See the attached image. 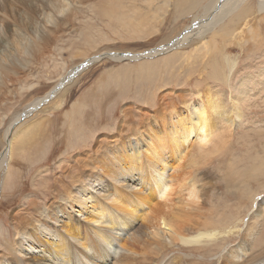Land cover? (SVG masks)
I'll list each match as a JSON object with an SVG mask.
<instances>
[{"label": "rangeland", "instance_id": "1", "mask_svg": "<svg viewBox=\"0 0 264 264\" xmlns=\"http://www.w3.org/2000/svg\"><path fill=\"white\" fill-rule=\"evenodd\" d=\"M207 1L91 0L69 20L54 23V32L40 37L39 50H0L2 64L7 61L6 67H15L16 72L20 68L16 76L9 74L14 77L11 83V76L4 78L0 96L5 99L0 100V162L5 164V175L0 172V242L10 238L9 221L18 216L14 211L30 210L34 203L46 206L56 190L70 183L65 167L73 165L76 156H94L90 161L100 162L95 154L104 153L103 148L117 138L131 137L132 128L140 126L148 112L153 120L159 110L155 119L159 123L162 114L182 107L181 100L194 102L196 94L207 89L217 87L224 94V112L231 114L229 99L245 79L250 95L241 106L239 125L217 120L213 139L201 149H191L180 170L216 198L206 207L208 223L218 226V238L226 241L206 243L191 252L174 249L171 254L199 264H221L228 251L240 264L264 260V14L234 20L239 35L221 37L220 27L235 15L214 27L210 23L214 14L202 25L192 21ZM256 3L246 0L243 8L257 7ZM205 45L210 50H200ZM224 47L234 50L226 53ZM119 53L140 56L105 59ZM20 54L29 57L27 64L19 61ZM227 60L236 62L229 80L224 77ZM77 67L80 71L74 70ZM69 73L73 76L65 83ZM56 85L61 87L59 92L44 98ZM41 98L29 115L13 121ZM128 109L133 117L127 119ZM34 114L38 115L28 121ZM158 138L165 141L166 135L159 132ZM100 157L106 159L105 154ZM186 199V191H176L168 205L181 208ZM256 215L261 220L253 219ZM227 264H231L229 259Z\"/></svg>", "mask_w": 264, "mask_h": 264}, {"label": "bare ground", "instance_id": "2", "mask_svg": "<svg viewBox=\"0 0 264 264\" xmlns=\"http://www.w3.org/2000/svg\"><path fill=\"white\" fill-rule=\"evenodd\" d=\"M89 1L0 0V50H39L42 46L39 44L40 37L53 33L54 23L69 20L75 11ZM245 1L209 0L192 21L196 26L199 23L202 25L206 18L214 14L210 21L214 27L235 15L220 27L218 35L236 37L239 34H235L237 23L234 20L241 22L255 13L264 14V0H256L257 7L249 6L246 10L243 8ZM198 17L203 20L195 21ZM247 29L250 34L251 29ZM200 50L210 49L205 45ZM229 50L234 49L224 47L226 53ZM22 54L19 61L25 65L29 57L25 58ZM130 55L108 54L105 59L122 61L140 56ZM6 62L2 64L0 61V96L4 90V78L9 74L16 76L20 69L17 67L18 72L15 67L8 69L6 66L10 63L5 65ZM91 64L86 65L89 67ZM235 67V61L227 60L226 80L231 78ZM72 76L69 73L64 80L68 78L69 81ZM11 77L10 83L14 78ZM248 86L245 79L242 80L240 89L229 99L231 114L224 112V94L216 91L217 87L207 89L204 94L197 93L194 102L181 100L182 107H178L181 111L178 112L176 108L166 116L162 114L159 123L155 121L159 110L155 113L152 111L153 120L149 119L148 112L146 119L140 120L141 125L132 128L131 137L111 139L114 141L107 149L103 148L104 153L95 154L100 162H92L94 156H76L74 164L65 167V173H68L65 176H70V183L65 182L62 190H56V196L48 205L37 207L31 201L34 208L14 211V216H18H13V221H9L10 238L4 237L0 242V264H199L190 262L187 256L177 257L171 253L174 249L191 252L203 244L214 245L218 240H226L224 237L218 238V226L208 223L206 207L214 204L216 198L204 185L196 186L192 177L181 175V163L191 149H201L213 139L220 122L234 127L239 125L241 106L250 95ZM42 100H36L25 112L16 114L13 121L29 115V109H34ZM129 109L125 111L127 119L133 117ZM37 115L34 114L28 121ZM28 121H23L14 132ZM159 132L166 135L165 141L159 140ZM8 135L6 131L5 137ZM11 152L12 148L8 153L9 159ZM104 154L109 161L100 157ZM6 162L9 163L8 160ZM4 167L5 164L0 162V172ZM176 191H186L187 202L181 208L168 205ZM253 219L261 220L257 215ZM232 253L226 252L221 264H227V259L231 264H240L239 258ZM256 264H264V260Z\"/></svg>", "mask_w": 264, "mask_h": 264}, {"label": "water", "instance_id": "3", "mask_svg": "<svg viewBox=\"0 0 264 264\" xmlns=\"http://www.w3.org/2000/svg\"><path fill=\"white\" fill-rule=\"evenodd\" d=\"M64 82H66V80H64ZM59 88H60L59 85L56 86V89L50 93V96L49 97H51Z\"/></svg>", "mask_w": 264, "mask_h": 264}]
</instances>
